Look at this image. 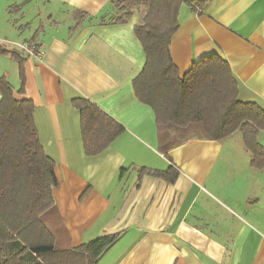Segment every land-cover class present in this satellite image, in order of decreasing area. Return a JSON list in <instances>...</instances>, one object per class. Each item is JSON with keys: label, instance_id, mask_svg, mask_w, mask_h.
<instances>
[{"label": "crops", "instance_id": "0c3cea01", "mask_svg": "<svg viewBox=\"0 0 264 264\" xmlns=\"http://www.w3.org/2000/svg\"><path fill=\"white\" fill-rule=\"evenodd\" d=\"M115 13L111 0H0V77L14 98L33 102L40 144L55 163L65 249L39 255L41 264H93L75 248L116 232L96 264H264V168L250 166L237 130L189 139L170 160L160 153L153 111L132 88L145 62L133 30L139 14L113 24ZM178 19L170 55L180 76L215 54L231 69L237 99L264 110V0H209L199 14L183 4ZM29 41L39 58L18 50ZM12 50L22 56L23 84ZM75 98L124 128L99 155L84 153ZM227 139L237 148L223 150ZM258 141L264 149L263 131ZM170 164L174 182L138 179L140 167Z\"/></svg>", "mask_w": 264, "mask_h": 264}, {"label": "trees", "instance_id": "16d2710c", "mask_svg": "<svg viewBox=\"0 0 264 264\" xmlns=\"http://www.w3.org/2000/svg\"><path fill=\"white\" fill-rule=\"evenodd\" d=\"M208 1L111 0L116 13L110 21L124 23L143 7L133 30L145 62L132 88L135 97L153 111L158 150L165 158L170 160L168 151L189 139L221 140L239 130L250 166L263 169L264 149L258 135L264 132V110L237 99L228 63L215 54L204 56L180 76L171 59L170 42L179 26L181 5L199 14ZM10 55L18 61L23 84L22 56L14 50ZM72 104L79 112L86 156L101 154L123 132L122 125L90 100L75 98ZM33 111V102L14 98L11 85L1 76L0 264H41L39 255L65 249L53 197L55 163L40 144ZM178 173L173 164L165 170L140 167L138 179L151 175L174 182ZM120 236V232L104 234L75 250L88 254L96 264Z\"/></svg>", "mask_w": 264, "mask_h": 264}, {"label": "built area", "instance_id": "2783aa9c", "mask_svg": "<svg viewBox=\"0 0 264 264\" xmlns=\"http://www.w3.org/2000/svg\"><path fill=\"white\" fill-rule=\"evenodd\" d=\"M18 50L23 53L26 57L39 58L41 50L35 42H23L18 44Z\"/></svg>", "mask_w": 264, "mask_h": 264}, {"label": "rangeland", "instance_id": "374dc122", "mask_svg": "<svg viewBox=\"0 0 264 264\" xmlns=\"http://www.w3.org/2000/svg\"><path fill=\"white\" fill-rule=\"evenodd\" d=\"M138 12H140V13H138V12H135L134 14H139V15H141V13H142V11H143V7H140V10H137ZM133 14V15H134ZM132 17V16H131ZM236 134H238V136H240L241 135V133H240V131L239 130H237V133ZM239 139H238V141L241 139V137H238ZM229 140V141H228ZM229 142V143H228ZM233 145V146H232ZM244 145V144H243ZM245 147V146H244ZM222 148H223V150H228V149H230V148H237V146H236V144L233 142V141H230V139H227V140H224V141H222ZM43 218H46L47 217V214L46 213H44V215L42 216Z\"/></svg>", "mask_w": 264, "mask_h": 264}]
</instances>
